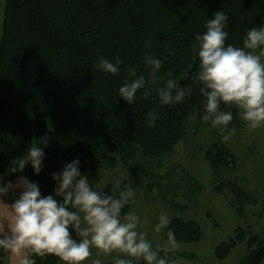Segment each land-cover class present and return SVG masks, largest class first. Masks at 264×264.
Listing matches in <instances>:
<instances>
[{
	"label": "trees",
	"instance_id": "16d2710c",
	"mask_svg": "<svg viewBox=\"0 0 264 264\" xmlns=\"http://www.w3.org/2000/svg\"><path fill=\"white\" fill-rule=\"evenodd\" d=\"M220 10L228 16L227 42L236 45H242L246 28L264 24V0H4L0 39V174L4 183L27 176L37 182L42 195L54 194L52 173L62 171L64 163L75 158L80 160L81 173L94 183L97 171L117 165L116 145L126 142L137 145L143 159L135 168L127 166L134 178L123 180L121 188L130 185L137 194V180L141 173L150 174V162L153 168H161L186 138L188 119L203 115L202 94L191 82L198 66L195 35ZM146 41L150 46L145 47ZM145 53L162 59L158 75L166 80L171 73L178 86H192V95L175 106H162L153 85L146 89L150 95L139 98L141 90L133 105L119 97L117 89L127 68L147 73ZM101 55L118 56L121 72L98 71L94 64ZM221 107L233 112L228 129L239 127L236 109ZM157 108L162 118L155 127H148L146 114ZM38 140L47 141L46 146L40 144L46 153L42 171L35 174L29 164L23 172L12 173L11 161ZM204 156L215 174L236 165V155L223 138L212 142ZM226 185L232 207L242 216L245 205L256 200L254 194L236 180ZM186 187L189 200L202 190L189 174ZM100 188L110 193L114 181ZM223 188L219 185L217 191ZM166 204L177 207L174 201ZM169 227L179 242L203 238L198 222L184 216L173 217ZM162 236L166 239V231ZM246 239L252 241L250 230L239 225L228 241L215 248V257L223 260ZM7 255L0 252V264ZM180 255L176 252L171 262ZM34 259L36 264H65L54 254ZM260 259L244 254L237 264H258L264 257Z\"/></svg>",
	"mask_w": 264,
	"mask_h": 264
},
{
	"label": "clouds",
	"instance_id": "9594fccd",
	"mask_svg": "<svg viewBox=\"0 0 264 264\" xmlns=\"http://www.w3.org/2000/svg\"><path fill=\"white\" fill-rule=\"evenodd\" d=\"M204 31L196 33L194 55L198 66L191 76L192 85L202 94V121L221 132L228 129L234 107L238 118L250 131L264 127V24L245 29L242 45L227 42L228 16L220 10L203 25ZM2 35V22H0ZM150 42H145V47ZM121 59L99 56L94 67L104 73L117 75L121 72ZM143 64L146 74H138L135 67L126 69L125 77L117 89L118 96L129 105L139 98H146V89L156 85L159 105L175 106L192 95V86H178L175 79L158 75L163 61L145 53ZM162 82L163 86H160ZM162 117L159 109L146 114L148 127H155ZM223 140H228L224 135ZM38 140L18 158L11 161L12 173L23 172L29 164L35 174L42 171L46 153ZM56 181L54 194L42 195L37 182L20 176L13 183H0V201L12 190H19L18 198L10 203L7 211H0V252L16 258V264H36L34 257L47 254L58 256L65 264H104L99 258H89L103 253L111 256V264H171V257L179 250L174 230L169 227L171 217L161 211L154 225L155 233L166 231V239L156 243L141 231L144 223L132 207L136 204L135 189L121 179L114 181V188L104 192L99 185L89 183L81 173L80 160L65 162L60 172L52 173ZM62 198V199H60ZM126 207L131 210L123 212ZM70 228L79 239L73 238Z\"/></svg>",
	"mask_w": 264,
	"mask_h": 264
},
{
	"label": "rangeland",
	"instance_id": "374dc122",
	"mask_svg": "<svg viewBox=\"0 0 264 264\" xmlns=\"http://www.w3.org/2000/svg\"><path fill=\"white\" fill-rule=\"evenodd\" d=\"M4 0H0V22L3 21ZM1 39V35H0ZM186 138L180 141L173 155L167 156L161 168L148 167V173H141L137 180L136 204L133 208L144 222L141 231L148 233V238L155 245L165 240L162 233H155L154 225L158 222L161 211L171 217L184 216L198 222L203 238L198 242H178L179 253L196 257V262L185 263L178 260L176 264H237L244 254H252L255 260L264 257V127L250 131L241 121L234 133L221 132L205 123L196 114L187 121ZM228 135L225 141L236 155L234 169L215 174L210 168L204 154L215 140ZM114 155L118 163L111 169H102L94 174V184L102 187L116 179H133L127 166L134 168L141 163V151L134 143L118 142ZM188 174L194 176L202 187L192 200L187 198ZM219 176V177H218ZM255 194L256 200L245 205L243 215L232 208V194L226 184L234 181ZM219 185L224 188L217 191ZM218 186V187H217ZM230 197H232L230 199ZM165 198V199H163ZM174 201L177 207L166 204ZM256 201V202H255ZM182 205L185 206L183 210ZM157 220V221H156ZM239 225L249 228L252 241L240 243L223 260L215 258L214 250L223 241L233 236ZM249 226V227H247ZM71 235L79 239L74 231ZM89 258H99L111 262V256L101 253ZM260 259V260H261ZM257 260V261H258Z\"/></svg>",
	"mask_w": 264,
	"mask_h": 264
},
{
	"label": "crops",
	"instance_id": "0c3cea01",
	"mask_svg": "<svg viewBox=\"0 0 264 264\" xmlns=\"http://www.w3.org/2000/svg\"><path fill=\"white\" fill-rule=\"evenodd\" d=\"M18 180V178L13 179L11 182L15 183ZM0 183H4L3 178L0 174ZM19 195V190H12L8 193V195L6 197H4L3 201H0V211H7L10 207V203L14 202L15 199L18 198ZM255 195V194H254ZM233 208V207H232ZM234 209V208H233ZM157 221V220H156ZM157 223V222H155ZM72 232V231H71ZM70 232V233H71ZM179 253V252H178ZM230 255V254H229ZM216 258V257H215ZM182 260L185 263H189V262H196L195 259L196 257L188 255L187 253L183 252L181 253V255L173 262H171V264H176L178 262V260ZM217 259V258H216ZM225 259V258H224ZM219 260V259H218ZM4 264H16V258L10 256L9 254L5 257L4 259ZM258 264H264V259L261 260Z\"/></svg>",
	"mask_w": 264,
	"mask_h": 264
}]
</instances>
